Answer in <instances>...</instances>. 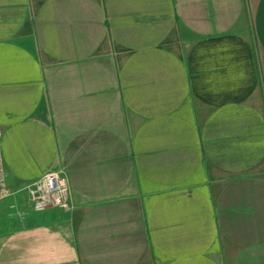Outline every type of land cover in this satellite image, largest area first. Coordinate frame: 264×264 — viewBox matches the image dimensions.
<instances>
[{
	"label": "crops",
	"instance_id": "crops-1",
	"mask_svg": "<svg viewBox=\"0 0 264 264\" xmlns=\"http://www.w3.org/2000/svg\"><path fill=\"white\" fill-rule=\"evenodd\" d=\"M0 131V264H264V0H0Z\"/></svg>",
	"mask_w": 264,
	"mask_h": 264
},
{
	"label": "built area",
	"instance_id": "built-area-1",
	"mask_svg": "<svg viewBox=\"0 0 264 264\" xmlns=\"http://www.w3.org/2000/svg\"><path fill=\"white\" fill-rule=\"evenodd\" d=\"M1 140V131H0ZM14 194L5 180L0 147V202ZM25 200L32 211L57 208L66 211L69 208V192L65 175L57 169L48 170L24 188Z\"/></svg>",
	"mask_w": 264,
	"mask_h": 264
},
{
	"label": "rangeland",
	"instance_id": "rangeland-1",
	"mask_svg": "<svg viewBox=\"0 0 264 264\" xmlns=\"http://www.w3.org/2000/svg\"><path fill=\"white\" fill-rule=\"evenodd\" d=\"M14 195L15 194L1 201L4 207L0 215V236H2V238L4 239L0 240V250L2 249L1 241H6L9 234L14 232L15 230H18V227L16 226L18 224V221H22L21 214L25 212H22L21 210H25V208L27 207V202L22 194H17L15 196ZM6 244L7 242L5 243V245Z\"/></svg>",
	"mask_w": 264,
	"mask_h": 264
}]
</instances>
